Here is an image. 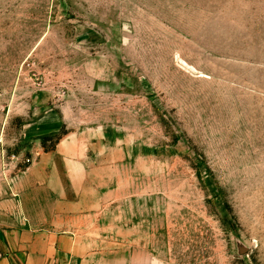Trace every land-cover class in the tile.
Segmentation results:
<instances>
[{
	"label": "rangeland",
	"instance_id": "rangeland-1",
	"mask_svg": "<svg viewBox=\"0 0 264 264\" xmlns=\"http://www.w3.org/2000/svg\"><path fill=\"white\" fill-rule=\"evenodd\" d=\"M0 212L78 264H264V0H0Z\"/></svg>",
	"mask_w": 264,
	"mask_h": 264
},
{
	"label": "crops",
	"instance_id": "crops-1",
	"mask_svg": "<svg viewBox=\"0 0 264 264\" xmlns=\"http://www.w3.org/2000/svg\"><path fill=\"white\" fill-rule=\"evenodd\" d=\"M0 264H78L76 241L0 212Z\"/></svg>",
	"mask_w": 264,
	"mask_h": 264
}]
</instances>
